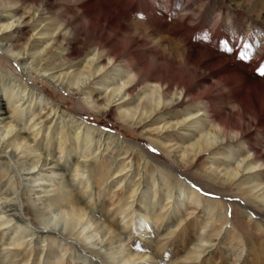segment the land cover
I'll return each mask as SVG.
<instances>
[{"label":"bare ground","instance_id":"obj_1","mask_svg":"<svg viewBox=\"0 0 264 264\" xmlns=\"http://www.w3.org/2000/svg\"><path fill=\"white\" fill-rule=\"evenodd\" d=\"M57 1L74 8L56 9ZM132 1L0 0V50L16 69L0 68V264H155L152 253L135 251L125 230L133 226L141 239L160 244L185 242L191 213L164 234L160 225L172 221L167 214L181 218L189 201L206 204L217 231H196L197 242L180 259L174 245L179 260L172 264H200L211 237L227 224L222 208L233 214L231 236L244 233L253 249L247 254L264 262V78L247 69L258 63L245 62L248 55L238 63L223 54L235 44L221 45L209 31L174 29L168 24L178 21L146 0ZM32 66L53 87L86 96L83 103L95 115L111 121L119 112L121 123L173 142L174 150L163 153L175 155V163L151 165L125 133L56 105L33 79ZM93 93L102 101H93ZM160 122L161 128L151 127ZM202 158L223 174L208 173L199 166ZM197 189L219 199H200ZM100 192L113 199L106 210L95 197ZM142 197L160 200V212Z\"/></svg>","mask_w":264,"mask_h":264},{"label":"rangeland","instance_id":"obj_2","mask_svg":"<svg viewBox=\"0 0 264 264\" xmlns=\"http://www.w3.org/2000/svg\"><path fill=\"white\" fill-rule=\"evenodd\" d=\"M133 3H140L142 0H133ZM147 5L149 6H155L157 11H159L163 15H168L170 16V20H176L178 21L177 23H169L168 21L167 24L168 26L173 27L174 29L177 30H183L184 26H187L191 29H195L198 31H209V35L211 37H216V34L220 36L221 40L219 43L222 45H226L228 47L232 46L235 44L236 48H233L231 52L228 53V51L225 50L224 55L228 54V56H232L238 63H239V58L241 55H244L245 57L248 55L247 60L245 62H248V60L252 63H258V65H251L249 66L248 63L245 64L247 66V69L252 72H256L255 69L257 66L264 67V0H146ZM56 6V9L59 8L60 6H72L74 8V4L72 2H62V1H57L54 3ZM124 12L127 11L125 10L124 7L123 9ZM136 21V17H132ZM131 21V17L129 18ZM165 22V23H166ZM194 44V43H193ZM197 45V44H195ZM198 48V46H197ZM229 60V59H228ZM225 61V62H228ZM241 61V59H240ZM17 64V63H16ZM229 65V62H228ZM239 73L243 72V70L238 68V64H231L229 65ZM34 66L31 67L30 72L31 75H33V79L36 80L38 83V87H42L46 93H48V96L50 99L55 102L56 105L59 107H63L64 109H69L71 111H78L79 116L83 117L84 119H87V121H91L90 124H105V128L111 130L113 133L117 132H123L125 133L123 135V139L125 141H128L130 143L129 146L136 145L135 149L141 150L143 153V157L148 159L149 163L151 165H158L163 168H167L165 164L171 165L172 163L176 160L175 155L172 156V153H170V158L167 157L166 154L163 152H166L165 150L172 151L174 148H170V145L173 142H169L167 144H164L161 138H155V135L150 133L148 128L143 127V129H139L138 126H134L128 123H121L119 121V112L116 113V115L113 116L111 121H108L106 117H102L100 115H95L91 111L87 110L88 107L83 103L82 98L84 96L82 95H76L74 93H71L70 91H65L62 88L57 89L53 87V85L46 79L42 78L40 75H43V72L38 71L40 70L39 67H36L33 69ZM0 68L2 69H12L13 72L16 71L14 66L10 63V60L6 58V55L3 54L0 50ZM32 70V71H31ZM36 70V71H35ZM245 73V72H244ZM243 75L247 78H252L249 75ZM18 74V72H17ZM49 74V72L46 73V75ZM256 78L258 79L260 76L256 73L255 74ZM254 78V77H253ZM264 78V77H260ZM29 79V78H28ZM94 87H98V85L94 84ZM109 92V89L106 90L105 95ZM93 101H98L102 98L103 95H97L96 93H93ZM86 96L84 97V99ZM90 99V98H89ZM102 101V100H100ZM172 116L175 115L174 109L171 110ZM175 119L170 120V122H174ZM166 122V121H164ZM164 122L157 123L151 127L161 126L164 124ZM98 127V126H97ZM100 128V127H99ZM126 131V132H125ZM188 135L189 132H185ZM119 134V133H118ZM192 140V139H191ZM189 140V141H191ZM161 141V142H160ZM187 141V142H189ZM161 143V144H160ZM163 143V144H162ZM127 144V145H128ZM124 145V144H123ZM186 145V144H185ZM138 146V147H137ZM140 146V147H139ZM102 149V146H101ZM100 149V150H101ZM154 150V151H153ZM167 153V152H166ZM57 154L55 153V156ZM147 155V157H146ZM122 155L119 156V158ZM125 157V156H122ZM217 157H222L221 154H217L215 158ZM145 159V160H146ZM203 159V158H202ZM144 160L140 161V167L142 166ZM211 160L209 159H203L201 163H199V166H204L205 168H208V173H210L212 176H215L217 172H220V168L216 169V172L214 173V165L211 164ZM179 165V164H177ZM232 167V166H229ZM135 168L133 165L131 169H129V174L130 172ZM128 169V168H127ZM175 169V168H174ZM178 170L181 171L185 174H189L193 172L192 169L189 170ZM127 170H125L126 172ZM136 170H133V173H135ZM224 171L220 172V175L223 174ZM132 173V172H131ZM172 174L173 172L170 171ZM159 175V174H158ZM117 176V175H116ZM136 175L132 177V182H130V186L134 182H136ZM129 177V175H128ZM139 178V177H138ZM179 178V176H178ZM149 183H152V179L148 178ZM165 180V179H164ZM183 177L180 178V182L183 181ZM110 180H108L109 182ZM153 184V183H152ZM162 184H165L164 181ZM157 187V185L153 186L152 191ZM101 191V190H100ZM204 191V190H203ZM209 194H212L215 200H218L219 198L214 196L213 192H210L207 190ZM124 196H126L125 189L123 190ZM96 199H100L102 202H104V209L110 208L111 203L113 199L110 198V195L107 194L106 192H100L96 193L95 195ZM199 197L200 199H207L211 198L210 196H206L204 192H199ZM136 199V197H135ZM140 201H144L145 204H151L152 199H147L145 200L144 197L139 198ZM138 200V199H137ZM115 201H118L115 199ZM128 201H131L128 200ZM224 201V200H223ZM165 201H163L164 203ZM224 204H228L227 201H224ZM124 202L119 203V206H122ZM189 206L185 210L184 207L179 209L181 211V214L178 216L181 217L178 219L176 216H169L168 214L165 215V220L169 219L172 220L169 224H164L161 223V228H164L163 230H160L162 234L166 232V227H170V230L174 229L178 224L180 220H182L183 216L187 213H191L187 218H192L189 221L190 227L187 229V233L189 234V237L185 242L174 244L175 248L178 249V257L179 259L182 258L185 254V248H190L192 247V243H194L196 238H194L195 232L199 234L201 231H206L205 233L209 232H216L218 224L217 222H214V218L209 219L207 214H208V208L206 207V204L203 205L201 208L202 204H200V207L196 206V204L192 201H189ZM156 207H158L157 211L160 212V207L162 203L160 204V200L158 203L156 201H153V203ZM207 205H209L207 203ZM172 208H170L171 210ZM177 209L171 210L174 214L176 213ZM224 208L221 209L222 212H225V216L227 218V224H224L219 236L216 238L215 236L211 237V242L207 244L206 246H209L210 248L207 247L201 257H200V264H258V262L253 261L251 258L250 254H247V248L249 247V251L253 252V249L250 247V244L246 241V235L243 233L242 235H236V237H232V227L229 223V221L232 219L233 214L229 215L231 213L230 209L225 210ZM220 213V212H219ZM218 213V214H219ZM246 211L243 209L238 210V215L239 216H245ZM218 216V215H217ZM129 219V217L127 218ZM260 220V219H259ZM262 224H264V219L260 220ZM139 224L137 221H133V223ZM207 222L206 228L202 229V226L204 223ZM184 223V222H183ZM182 223V224H183ZM181 224V225H182ZM178 229L180 228V226ZM142 227V225H141ZM212 227H215L214 230H211ZM155 229V227H151L150 230ZM177 230V229H176ZM125 233V237L129 239V243L136 249L135 251H140V252H147V253H152L156 257L155 259V264H172V262H178L177 256L173 254L174 245L171 246L169 244H162L156 242V240L152 239L151 237H147L144 239H141L138 236V231L135 227L132 226V228L128 227ZM229 231V232H228ZM229 233V234H228ZM127 234V236H126ZM133 235L135 239H132L133 236H128V235ZM227 234V235H226ZM159 238V237H158ZM233 238V239H232ZM210 239V236L208 237ZM195 240V241H194ZM80 238L77 237L75 239V242L79 244ZM193 241V242H192ZM197 242V241H196ZM188 243V244H187ZM205 243V242H204ZM185 245V246H184ZM187 245V246H186ZM213 245V246H212ZM254 245V244H253ZM184 247V248H182ZM255 247V246H254ZM246 250V251H245ZM209 252V253H208ZM205 255V257L203 256ZM214 256V257H212ZM203 258V259H202ZM74 263L72 264H78L75 263V260L73 261ZM30 264V262L28 263ZM31 264H36L34 261H31ZM56 264V263H52ZM264 264V262L262 263Z\"/></svg>","mask_w":264,"mask_h":264},{"label":"snow or ice","instance_id":"obj_3","mask_svg":"<svg viewBox=\"0 0 264 264\" xmlns=\"http://www.w3.org/2000/svg\"><path fill=\"white\" fill-rule=\"evenodd\" d=\"M227 51V49H226ZM240 59L241 61H244L245 60V56L244 55H241L240 56ZM255 71L257 72V74L260 76V77H264V67H261V66H257V68L255 69ZM154 151V150H153ZM195 187V185H194ZM198 191H203L202 189H197ZM205 195H210L209 193L205 192L204 193ZM231 213H229L230 215Z\"/></svg>","mask_w":264,"mask_h":264}]
</instances>
